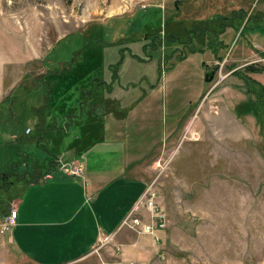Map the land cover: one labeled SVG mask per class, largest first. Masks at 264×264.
Returning <instances> with one entry per match:
<instances>
[{"label":"rangeland","instance_id":"rangeland-1","mask_svg":"<svg viewBox=\"0 0 264 264\" xmlns=\"http://www.w3.org/2000/svg\"><path fill=\"white\" fill-rule=\"evenodd\" d=\"M238 6L263 11L264 0H0V219L21 190L17 182L51 166L72 136L37 128L45 100L39 80L54 58L67 62L79 48V31L125 15L127 25L117 28L122 39L103 36L105 64L95 69L94 82L116 74V91L132 90L125 103L137 105L132 113L141 117L124 122L126 148L129 134L143 136L140 145L132 143L134 157H148L136 169L148 188L132 218L152 224L161 237L143 262L122 264H264V105L261 117L240 111L257 96L249 82L264 84V19L254 16L238 32L212 31L214 52L225 53L220 60L195 35L187 42L195 19H217ZM118 153L110 162L120 172L129 159ZM102 246L94 249L99 260ZM107 253L102 257L115 264L114 247Z\"/></svg>","mask_w":264,"mask_h":264},{"label":"crops","instance_id":"crops-1","mask_svg":"<svg viewBox=\"0 0 264 264\" xmlns=\"http://www.w3.org/2000/svg\"><path fill=\"white\" fill-rule=\"evenodd\" d=\"M124 16L91 23L86 30L79 31L82 42L78 49L71 52L69 59L72 62L68 69L76 70L90 63L93 67L91 72L81 80L87 85L86 88L95 84V69L105 64V45H101L104 34L110 35V43H116L125 36L117 31V28L127 25ZM112 25L114 29L108 34ZM210 35L209 39H214L211 42L214 45L207 46L214 48L215 33ZM187 42L194 40L188 38ZM74 53L75 56L71 59ZM213 53L216 54L214 50L211 54ZM214 59L218 61L216 57L212 61ZM206 61L211 64L208 63L209 60ZM53 62L55 67L63 68L65 65V61L60 62L56 58ZM118 78L119 75L112 74L111 80L100 78L94 85L102 104H89L88 108L92 111L95 106L100 105L98 110H93L100 114L99 120H92L91 116L83 114L80 118L74 117L68 124L69 128H66L68 131H63L68 136L72 134L68 141V146L72 148L53 157L52 164L47 169L37 167L29 178L26 175L24 180L17 182L21 190L1 212L3 216L0 223L10 213L11 207L18 210L16 225L10 233H0V264H99L105 260L102 255H108L107 252L112 247L115 251V264L120 259L143 262L142 258H147L156 249L150 244L157 240L154 234L161 237L157 231L138 236L134 228L124 226L125 220L132 216L148 188L146 180L136 170L148 157H142L140 153L137 159L134 157L132 143L140 145L143 136L138 135L139 138L134 139L129 134L130 144L126 148L129 141L124 138V122L129 119L138 121L141 116L132 113L137 105L125 103V98L133 96L132 90L128 89L122 95L116 91L121 86ZM128 114H131L130 118ZM31 132L32 128L28 133ZM105 146L109 147V151L101 153L100 148ZM121 149L127 159L132 160H128L119 172L117 166L112 167L110 161L116 158ZM58 158L66 161L79 160L83 164V176L70 175L59 169ZM125 169L127 172L123 173ZM48 172L52 175L46 176ZM0 177H4L2 171ZM96 246H102L98 249L101 250V261L94 254Z\"/></svg>","mask_w":264,"mask_h":264},{"label":"trees","instance_id":"trees-1","mask_svg":"<svg viewBox=\"0 0 264 264\" xmlns=\"http://www.w3.org/2000/svg\"><path fill=\"white\" fill-rule=\"evenodd\" d=\"M216 16L217 19H212L211 17H207L206 19H195L194 21L196 24L194 28L187 30L188 38L194 40L196 36L199 42L206 41L205 43L206 45H214L213 43H211L213 42L214 39H209L211 37L210 34L214 33L212 32L215 30L214 27H216L215 25H213L214 22L220 25V30L219 31L215 30L216 32H220V34L224 33L228 28H232V27L234 28L233 30H236L238 32L241 28L247 27L250 22V19H252L254 16L255 18H259L263 20L264 10L263 11L257 10L251 12L247 7L238 6V7H233L229 11V14L219 13L216 14ZM243 25L244 27H242ZM261 25L262 24H256L254 27L257 28ZM164 34L165 37H168L171 40H175L176 38H178L174 33H167V31H165ZM144 39L143 42H141L143 48H145L148 41V39L147 40ZM160 40L161 37L158 38L157 41L156 39H154V41L156 42L153 43L152 41L153 47L157 42L160 45L161 43ZM208 47L213 48L212 46H208ZM227 49H229V47H227ZM215 55L220 60L224 58L225 53H222L219 50L218 52H216ZM74 56L75 53L71 57V59L74 58ZM71 62L72 61L69 59L67 62H65V65L62 66L63 68H59V67H55L54 65H51L49 67L50 69L49 70L47 67L48 70L46 72L48 73H45V75L41 78V80H39L40 84L36 86V88L39 86L42 87L43 90L45 91V100L42 105L44 119L38 122L37 124L38 129L45 128L43 125L48 120L50 122L49 127L47 128L48 131H57V132L68 131V129L66 128H69L68 124L71 121H73L74 117L80 118L83 114H86L88 117L91 116L92 120L100 119V114L93 111V110H98L100 108V105L95 106L92 111H90L88 108L89 104H93V105L102 104L101 103L102 100L99 99V93L97 92V88L96 86L92 85V83H91L92 86L86 88L87 85L81 81L82 79L87 77V75L91 72L93 67L89 63L88 65H82L80 68L76 70L73 69L71 71L68 69V66L69 64H71ZM236 71L237 69L234 70L233 72ZM35 81H37L38 83L37 79ZM99 82L104 83L101 81ZM249 84L251 85L250 87L251 93H255L257 96L255 99H253L250 96L245 104L246 105L245 108L241 109L240 111L247 112L254 110V113H256V115L261 117L262 113L261 110L259 109L263 108L262 106L264 105V84H262L259 81L256 82L255 79L252 80V83L249 82ZM70 148L72 147L67 146L65 151L69 150ZM58 156L59 155L57 154V157ZM24 178L25 177H22L21 179Z\"/></svg>","mask_w":264,"mask_h":264},{"label":"built area","instance_id":"built-area-1","mask_svg":"<svg viewBox=\"0 0 264 264\" xmlns=\"http://www.w3.org/2000/svg\"><path fill=\"white\" fill-rule=\"evenodd\" d=\"M219 62V61H217ZM219 64V63H218ZM28 131H30V128H28ZM57 167L67 174L70 175H75V176H83V164L79 160H70L66 161L61 158L57 159ZM52 173L48 172L46 176H51ZM17 215H18V210L15 207H11L10 213L5 216V219L0 223V233H6L10 231L14 225H16L17 222ZM128 219H131V222H128ZM125 222L131 226L134 229L143 231V232H149V233H154V228L152 224H144L139 217H133L130 216L128 217ZM162 225V223L160 224ZM163 226V225H162ZM155 235V234H154ZM157 240H160L158 236H156ZM124 260H118V264H122ZM99 264H109L108 261L103 260ZM129 264V263H126ZM130 264H134L133 261H130Z\"/></svg>","mask_w":264,"mask_h":264},{"label":"water","instance_id":"water-1","mask_svg":"<svg viewBox=\"0 0 264 264\" xmlns=\"http://www.w3.org/2000/svg\"><path fill=\"white\" fill-rule=\"evenodd\" d=\"M249 67L252 69V66H247V68H249ZM214 72H215L214 68L209 69V70L206 72L205 79H206L207 81H212V79H213V77H214Z\"/></svg>","mask_w":264,"mask_h":264},{"label":"bare ground","instance_id":"bare-ground-1","mask_svg":"<svg viewBox=\"0 0 264 264\" xmlns=\"http://www.w3.org/2000/svg\"><path fill=\"white\" fill-rule=\"evenodd\" d=\"M197 136V135H196Z\"/></svg>","mask_w":264,"mask_h":264}]
</instances>
